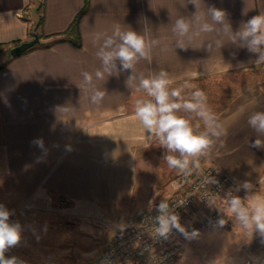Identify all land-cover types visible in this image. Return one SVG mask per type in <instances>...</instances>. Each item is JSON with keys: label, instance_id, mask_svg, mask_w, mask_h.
Returning a JSON list of instances; mask_svg holds the SVG:
<instances>
[{"label": "crops", "instance_id": "0c3cea01", "mask_svg": "<svg viewBox=\"0 0 264 264\" xmlns=\"http://www.w3.org/2000/svg\"><path fill=\"white\" fill-rule=\"evenodd\" d=\"M86 3L76 35L69 29ZM204 4L225 10L233 31L264 12V0ZM194 12L187 0H0L1 55L30 40L42 19L35 32L40 43L7 57L0 66V204L50 209L61 201L75 216L112 222L142 209L176 174L163 161L165 150L147 141L133 115L134 100L142 93L136 91L138 80L127 84L130 71L94 81L107 91L100 105L77 87L83 71L100 67L94 35L111 34L117 23L141 32L147 22L160 45L153 49L151 64H137V73L147 76L164 69L173 87L184 79L217 81L236 73L255 74L257 81L237 95L232 88L230 94L224 89V104L214 102L226 135L201 159V167L217 165L236 185L248 180L260 193L264 149L250 146L257 134L247 120L253 112L264 111V65L257 67L255 54L231 43L210 53L201 41H193L187 50L175 49L172 23ZM213 38L207 34L203 40ZM204 92L211 106L213 95ZM38 138L43 149L33 143ZM248 242L234 250L227 247L228 252L222 246L217 255L255 257Z\"/></svg>", "mask_w": 264, "mask_h": 264}, {"label": "clouds", "instance_id": "9594fccd", "mask_svg": "<svg viewBox=\"0 0 264 264\" xmlns=\"http://www.w3.org/2000/svg\"><path fill=\"white\" fill-rule=\"evenodd\" d=\"M187 3L195 7V12L191 16L180 15L172 23L175 49L187 50L193 41H201V48L210 53L231 43L255 54L257 67L264 65V12L242 22L240 28L233 31L225 10L214 5L206 7L204 0H187ZM207 34H214V38L205 42L203 37ZM93 44L98 45L96 56L100 67L94 72L83 71L77 87L90 92L91 103L100 105L107 91L97 88L94 81L119 77L122 72L130 71L127 84L138 80L136 91L142 93L134 100L133 115L146 133L147 141H155L165 150L163 161L177 175L189 177L194 171L199 172L201 159L209 155L221 136L226 135V129L208 103L207 94L190 79H184L179 86L173 87L174 80L164 69L147 76L137 73V64L141 60L151 64L153 49L160 45L159 38L152 36L147 22L141 32L117 23L113 25L111 34H95ZM247 124L257 134L250 146L264 149V111L249 115ZM33 143L41 149L44 147L40 138ZM204 183L219 184V181L208 175ZM258 184L262 189L260 193L248 180L227 191L222 198L225 207L217 204L214 195H206V200L209 207L232 219L245 234L250 237L256 234L264 243V176H260ZM241 189L246 192L244 198L234 194ZM156 211L154 230L160 237L167 239L173 230L188 240L200 236L199 230L189 232L180 223L179 215L170 207L167 198L161 200ZM11 215L13 212L0 204V264H24L18 257L5 255L8 249L21 241L22 227L19 222H10ZM227 222L224 216H220L213 227L223 228ZM229 264L235 262L229 261ZM248 264H264V259L253 257Z\"/></svg>", "mask_w": 264, "mask_h": 264}, {"label": "rangeland", "instance_id": "374dc122", "mask_svg": "<svg viewBox=\"0 0 264 264\" xmlns=\"http://www.w3.org/2000/svg\"><path fill=\"white\" fill-rule=\"evenodd\" d=\"M5 55H1L0 50V66L7 59V53ZM228 79L192 83L204 91H211L213 104L210 107L214 111L215 101L219 106L225 103V98L222 97L224 89L228 88L230 94L232 88L237 95L246 86L257 81L254 73L253 75L236 73ZM210 165L213 164L207 166ZM177 176V174L170 176L164 186L156 189L160 192L157 195H150V199L142 209L112 222L75 216L61 201H58L50 209H9L13 212L10 222H19L22 233L20 243L8 249L5 255L6 257H18L24 264H94L116 232L131 224L151 203L161 202L176 193L171 183ZM236 186L233 182V190ZM227 189L230 190V187ZM238 193L246 196L243 189ZM222 198L219 199V203H222ZM214 211H218L219 217L224 216L228 221L227 224L223 228L214 229L212 227L203 230L200 232V236L195 239L188 240L184 237L179 239L176 244L177 251L174 261L171 264H229V261H233L235 264H248V261L253 257L241 258L235 256L236 253H233L229 258L217 255L220 247L223 246V252L226 250L228 252L230 248L234 250L235 246H241L243 241H251L248 242V245L255 252V257L264 259V243L261 242L258 235L253 234L250 237L240 227L235 226L232 219L219 210ZM209 213L207 207L193 205L183 215L182 225L187 229L194 228L202 223ZM227 247L230 248L227 249Z\"/></svg>", "mask_w": 264, "mask_h": 264}, {"label": "built area", "instance_id": "2783aa9c", "mask_svg": "<svg viewBox=\"0 0 264 264\" xmlns=\"http://www.w3.org/2000/svg\"><path fill=\"white\" fill-rule=\"evenodd\" d=\"M208 175L215 177L219 184L207 185L204 178ZM231 178L218 166L210 165L201 167L199 172L194 171L189 177L178 175L171 183L176 193L168 198L170 207L179 215L182 224L183 215L193 205L208 208L210 213L205 220L187 229L199 232L212 228L219 218L216 208L208 206L206 195L215 196L217 204L227 191V187L233 190ZM244 198L242 193L234 192ZM160 202L151 203L121 231L114 234L111 241L104 247L99 258L94 264H171L177 249V241L182 236L173 230L167 239L160 237L155 232V217L158 215L156 207ZM227 220V219H226Z\"/></svg>", "mask_w": 264, "mask_h": 264}, {"label": "water", "instance_id": "95a60500", "mask_svg": "<svg viewBox=\"0 0 264 264\" xmlns=\"http://www.w3.org/2000/svg\"><path fill=\"white\" fill-rule=\"evenodd\" d=\"M32 38L28 41L21 42L11 47L8 51L10 57H16L24 53L26 50L40 43L39 37L36 33H31Z\"/></svg>", "mask_w": 264, "mask_h": 264}, {"label": "trees", "instance_id": "16d2710c", "mask_svg": "<svg viewBox=\"0 0 264 264\" xmlns=\"http://www.w3.org/2000/svg\"><path fill=\"white\" fill-rule=\"evenodd\" d=\"M86 8H87V3L84 5L83 9L77 14V16L75 17V19H74V21H73V23H72V25L70 27L71 29H69V31H72L76 35L78 33V31H77L78 22H79L81 16L86 11ZM41 20L42 19L40 17L38 22H37V24L32 28L31 33H35L36 32V28L41 24ZM46 45H48V44H46ZM0 48H1V46H0ZM7 57H8V59L11 58L8 53H7Z\"/></svg>", "mask_w": 264, "mask_h": 264}]
</instances>
